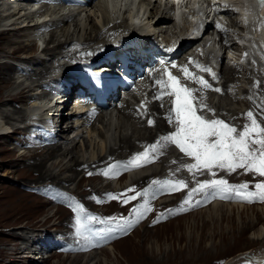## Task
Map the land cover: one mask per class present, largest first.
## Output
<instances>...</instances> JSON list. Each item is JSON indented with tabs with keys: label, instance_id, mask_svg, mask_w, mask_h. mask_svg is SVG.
I'll list each match as a JSON object with an SVG mask.
<instances>
[{
	"label": "rangeland",
	"instance_id": "1",
	"mask_svg": "<svg viewBox=\"0 0 264 264\" xmlns=\"http://www.w3.org/2000/svg\"><path fill=\"white\" fill-rule=\"evenodd\" d=\"M12 1L15 2L14 0ZM115 1L119 2L118 7H122V8L128 7L127 4L120 5L121 0L120 1L115 0ZM123 1L128 2L129 0H123ZM153 1L154 0H152V2H149L147 4V1L144 0L145 4L150 7H152ZM5 3L8 5L11 3V0H0V14H2L5 8L9 6V5L7 6ZM16 3L20 5L19 2H16ZM26 3L27 1H24L22 2L21 5L24 7H28ZM21 5L20 7H22ZM64 5H65L64 0H45V1L42 0V3L40 4L39 7H40V11L43 10L47 6L50 10L53 9L57 11ZM39 7H38V3H36V6L33 8L34 10H37V8ZM138 7L140 8L139 15L142 14L141 10L143 9H141V4H139L138 6H136L135 4L133 5L132 14H135L137 12ZM66 9L62 10L63 12L60 11V13L63 14L62 16H64V18L65 16L70 15L67 17V19L70 20L69 22H67V24L69 23L70 25L68 26L69 33H72L73 29L75 28V23L80 22V18L82 16H77V11L79 10L77 9L76 5L73 6V4H70L68 8L66 7ZM28 11H31V12L26 14ZM32 12L33 10H31L30 8H28L25 12L21 11L20 13L21 16L18 17L17 18L18 20L16 21L19 23L23 21L26 24L32 18L34 19L38 17V15H40L39 12H36V11L35 13H32ZM23 13H25V15L22 16ZM54 19H55V16L53 15L51 17V20H54ZM0 20H3V19L0 18ZM10 21H11L10 23L16 22L15 19H12ZM1 23L9 24V21L7 22L2 21ZM50 24L46 26V29H43L42 27L36 28V29L29 28L28 30H26L27 32L25 31L23 33H16L15 35H13L12 38L15 37L14 39L16 40L18 39L20 41L19 42L20 44H22L23 46L25 45L24 49L16 51L15 53H12L15 46L6 45V41H5L6 34L0 33V70H2V66H1L2 63L13 66L14 68V69H11V71L9 72V75L13 76L12 79L11 77H9L10 81H7L9 79L7 75L0 74V78H4V80L7 81V82L2 83V86H0L1 87V90H0L1 91L0 92V108L1 109L0 110L2 111L4 110V112L6 111L8 112V114L11 113V116L13 118L21 117L22 115L21 112H24L25 110H27L28 107L31 105V103L34 102V101H28L29 99L32 98L30 96L36 93H40L41 94L40 97H41V96L49 95L53 93L54 91L59 92L60 89L56 90V88L58 87L60 88L61 87L60 85L64 84L65 80L61 79L60 83L56 81L52 82L51 88L50 87L45 88L40 85L33 86L32 88H30L31 90L28 91L25 94V97L22 98L21 100H12V99L9 100L8 97H5L6 93H14L15 91L17 92L19 89H21L22 86L30 84V81L34 79L33 77L34 75L33 76L29 75L30 72L32 73L33 71H37L41 69L43 71V68L44 69L47 68L43 72H44V75L46 76V78L44 79H47V77L49 76L47 79L48 81L51 78L50 76L59 77L60 75H62V71L64 70H65V73L69 72L71 68L74 66V62L71 60L76 55H80L83 52L85 53L89 51V49H85L86 47L81 48V46L85 45V44H81V46L78 45L79 47L77 46V47L72 48L74 53L72 52L71 49L68 50L71 55L65 54L66 52L64 51L62 52H64L65 56L62 54H59V55L55 54V56L54 55L52 56V54L49 55V53L43 54L44 53L43 49L44 50L54 49L55 45L58 42L57 40L59 36L51 37L50 39V35H51V29L59 30L60 22L58 21L57 25L55 23H52L51 25ZM9 26L14 27L13 24ZM100 33L105 38H107L106 36L107 33L105 31L104 32L101 31ZM3 36L5 37V39ZM33 37H36L38 39L35 47L33 45L29 46L31 43V38L33 39ZM75 38L76 37H73L74 40H76ZM59 40L63 41L64 37L60 36ZM90 44H93V43H90ZM80 49H81V52H80ZM78 51L80 52L79 54H77ZM233 52H235L234 49L229 51L230 54H232ZM35 55H38V56L44 55L43 61H45L44 63L45 66H43L42 63L37 62L36 60H31L29 61V63L28 62L18 63V60L20 58H23V56L27 58V57H30V56L32 57ZM67 56H70V59L71 58L72 59L70 60ZM53 57L55 59H53ZM254 58L256 59V57ZM227 59L228 58L224 57L223 62L224 63L228 62L227 64L233 65L229 63V61L232 59H228V60ZM193 64L195 65V67H197L196 70L199 71L198 72L199 76L202 77V79L206 80L211 85V88L199 89L202 95L197 90V94L201 96L202 100L194 96L195 97L194 107H197L198 115H202L206 119L223 120L224 118V121H226L225 123L229 124L230 126L235 127L237 129V132H241L244 130V127L240 126L241 125L240 121H242L244 117L248 118L246 114L249 111H251L257 123L261 127H264L262 124V121L264 120L263 119L262 121L259 120L261 116L260 114H264L263 113L264 112L263 111L264 109V103H263L264 102V69H262L263 72L260 69H253L254 72L252 71V69L245 71L246 67H244L245 68L244 69L241 66L240 70H243V69L244 70L242 72L240 70L237 72V75H238L237 82L239 84L237 83L238 85H236V83L233 81L226 82L225 79L221 77L222 75H220V72L218 69L214 70L215 72L213 73V69L210 65L207 68L209 69L208 72H210V74L212 75H209L208 73H206V71H204L205 64H206L205 62L199 63L200 70L198 69V66H196L197 63L195 61L193 62ZM27 67L31 68L32 70L30 69V71H27L26 70ZM54 67L57 68L58 72H56L57 71L56 69L54 72V69H53ZM155 68L157 69V75H154V73L151 75L149 74L151 78L152 76L153 77L156 76L159 80H164L165 78H167L166 71L163 65L157 64ZM166 70L168 71V68ZM65 73L63 72V74ZM177 73L178 74H172V75L178 78V82H180L181 80L180 82L181 84L183 82L185 84L184 86L188 85L186 87L193 89L194 91L196 90L195 89L196 86H194V84L190 82V78H188L187 80L186 74L182 72V70L177 71ZM164 74L165 76H163ZM28 77L32 80H30ZM40 81L43 82V80H40ZM21 82L23 84L19 85ZM136 87L137 86L136 85L134 86L133 84L132 92H134V94H131L130 96H128V99H126L124 95L121 93V96L114 99V102L116 103H118L119 101L128 102L130 105L135 107L134 114L137 116L140 115L141 118L144 117L145 120L150 119V118H147V116L149 115L148 113H150V111L153 110L152 113L153 114L156 113V109L154 108L150 109L148 107V105L150 106L149 104L150 100L158 101L162 105L163 108L165 106L166 111L168 110L171 111L174 108L173 105L171 104H174L175 97L171 95V92H172L171 88L166 89L162 93V91H160L161 87H159L160 90L157 89L152 94L151 93L149 94L148 91L150 90V86L149 88L147 87L148 89V90L146 89L147 91L145 90L142 91L143 90L142 88H140L142 89L140 90ZM216 88L221 89V91L216 92L215 91ZM61 89L63 88L61 87ZM193 94L195 95L196 93H193ZM207 94H210V95H207ZM161 95L163 96L162 99L164 100L162 99L156 100V97L161 96ZM245 99L248 101V104L246 103L244 104L243 102H241V100H245ZM168 101L170 103H168ZM209 104L211 106H209ZM260 104H261V107L259 106ZM222 106H223V109L221 108ZM13 108L19 110L20 113L12 112ZM259 108H263V109H259ZM51 111L54 112V109ZM57 111H58V108L55 109L54 113H56ZM235 111L237 113H235ZM109 113L110 112L108 113L106 112L107 115ZM112 113H113L112 116H113L114 124L112 123V126L110 127V129H108L109 132L107 131L105 135L107 136L108 142L111 145L120 148L121 147L120 142L118 140H114L115 139L114 137L117 134L115 132L118 130V128H116L117 127L116 123H118L117 122L118 119L116 118L117 117L116 109H113ZM256 113L259 115L256 116ZM91 114L92 115H90L89 120H91L92 123L93 122L95 123L97 120L96 114L95 115H93V113ZM0 115L3 116V113ZM173 116H175V114H173ZM229 119H231L232 121ZM11 121L12 123L14 122V124L9 125V126H13V125L14 127L16 126L15 128H18L17 132H13L12 134L7 133L6 137H3V138L0 137V264H71V261L73 259H75V262H76L75 264H116V262L118 261L120 263L122 262V264H225V263H229L228 261H231L232 264H246L247 262L249 264L250 263L253 264L252 262H250V260H248L250 258L251 259L253 258L251 257V255H249V251L253 252L255 250H264V246H262V244L264 245V238H263L264 237V201L258 198L253 197L249 201V200L241 198L240 196H237L236 194H234L235 192L228 193L226 194V198H222L220 195L213 196L211 194V190H209V192H206V193L196 194L195 195L196 197L195 196L193 197L194 200H192L193 198H191L190 205H184L185 210H181V206L183 205V202L188 196V192L192 188L197 187L199 182H203L205 179L208 180L209 177L210 179H213V178L224 179L228 182L229 185H232V186H239V185L246 184L248 187L244 191L253 192V193H256L259 191L255 187L256 184L263 183V182L259 180L257 176L254 174L248 175L247 177L243 173L247 172L248 170L246 169L242 170V168H237L231 172L223 170V169H219V168H213V171L215 170L217 171L219 169V171L217 172L215 171L216 172L215 177L209 174V172L207 173V171L205 172L206 174L204 173V171L198 172L196 170L189 172L187 165H190L191 163L193 164V162L195 163V160L192 157L187 156L185 153L183 152L181 153L180 149L176 145L172 144L170 141L163 140V138L162 139L159 138L155 141L156 144H158L157 146L160 147L158 157H159V161L161 162L152 161L151 163L149 162V164H143V162L141 161L142 166L135 167V168L134 167L125 168L123 172L120 173L122 174L121 177H120V174L117 175L116 173L111 174L110 176H100L102 173L95 172L96 176L99 178L95 176L91 179V177L94 176V173H93L91 176L87 177L89 179L85 178V180H83V185H86V184L96 185L97 184L96 185L97 187L98 185H102L104 180L105 181L108 180L107 182H111V186L117 189V191L122 189L121 192H124L127 189H129L127 187L131 186L132 184L131 179H135L133 177L140 176V174H142V170L150 171V168H153L154 166H156V164L160 165L162 163L159 167L161 171L157 175L155 174L154 177L151 179V181L149 182L150 186H152L153 185L152 182L156 180L158 181L160 180L161 182L165 180L166 181L170 180L173 182H175L176 180L177 181L184 180L185 183L187 184V188H184L183 185H181L180 189L170 192V190L167 187H165L163 184L161 185L158 184V186L157 184H155L156 187L162 188V189L156 190L155 186L153 188H150V191H151L150 193L152 196L148 193L147 196H144V202L145 201L148 202V207L151 210L148 212H145L144 215L139 217L138 219L133 218V217L131 218V212H132L131 210L133 208L130 202L127 204V206L126 204H123L120 202L123 196H119L118 197L119 199L118 198L110 199L109 195H107V198L109 199V201L99 202V200L91 198V195H89L88 197H86L87 195H84V198L81 197L82 199H80L79 201L83 200L82 204L85 203L83 205L86 206L87 211H92V210L97 211L98 213L103 214L105 218L125 217V218H128L129 220H132L133 223L131 227H127L123 231L116 230L117 232L115 231L114 234H112V236L109 237L108 239H102L99 236L94 235L95 233L94 234L91 233L92 228L95 227L96 225L95 223L96 221H91V222L84 221L85 227L82 228L83 230L80 229L78 232V230H76L77 224H76V217H75L77 216V213L76 211H74V209L76 208V205L74 206V201L70 197L65 196L62 193L58 194L51 190L49 191L48 189L46 190L31 189V188L26 189V186H25V185H28V183L30 182H34V179H36L37 177V173L33 169L32 170L25 169L24 164L26 165L28 161L30 160V158L26 157L22 160L19 158V155L28 154L29 152L32 151V149H35L36 147L40 148L41 146L42 147L47 146V144L49 143L48 138L50 137L47 136L46 132L42 133L39 131H35L34 128H31L30 130H28L27 133L29 134V136L25 137L23 133H25L26 130H24L23 125L30 124V123H24L25 121L20 123L19 122L20 120L16 121L15 119H12ZM96 123H99V122H96ZM250 123H251V120H250ZM146 124H148V122ZM240 127H242L243 129ZM80 134L78 136H80ZM32 135H35V136L33 137ZM75 135H76L75 131L70 133L68 136L69 138L68 140H71L72 138H74ZM256 137H257L256 133L253 132L252 138L255 139ZM58 138L59 137H52V140L54 142H57V140H59L58 143L60 141L63 142V139H58ZM80 138L81 137H77L76 140H81ZM161 142L164 143L165 145L162 144ZM15 143L17 144L16 146H15ZM160 143H161V146H160ZM62 146L64 145L62 144ZM167 146H169V148ZM251 147L256 148L255 145H252ZM140 148L142 149L143 147L139 145L138 151H140L139 150ZM171 148L173 149V151L175 150L176 151L175 152L171 151ZM87 150L88 152H86ZM89 152H90L89 149H86L83 151V157L85 160L87 159ZM176 155L180 157V159ZM175 156L177 158H175ZM46 165L47 166L50 165V160H48V163ZM181 166L182 167L184 166V167L181 168ZM51 168L54 172L57 171V167L53 169V166H51ZM138 172H141V173L137 175ZM68 173L70 174V172H65L62 175H67ZM85 173L86 172H82L78 174V178L82 177ZM78 178H76L77 180L75 179L72 182L68 183V188L69 190L72 189V190H75L76 192L78 191L82 192L81 194H83L85 190L82 191L83 188L81 187V185L77 184ZM195 182H198V183L196 184ZM144 186L145 185L142 184L143 189H144ZM60 191L62 192V190ZM126 193H129V192H125V194ZM153 193L155 195H153ZM185 193L187 196L185 195ZM183 194L186 197H184ZM203 194H205L204 198H206V199L203 198L204 200L200 199L201 197H199L201 195L203 196ZM126 195L131 196L130 194H126ZM197 200L199 201V203L195 204ZM201 202L202 204L199 205ZM75 203H78L77 200H75ZM220 205H225L223 208H221L222 210H224V212H221V209L219 210ZM230 205H234L235 207H232ZM241 205L244 207L253 206V208L247 207L246 209V208H242ZM237 207H241V208H237ZM200 211H202V213H200ZM82 213L83 212H81L80 214ZM221 213H226V216H225L226 218L225 217L221 218ZM161 214H163V216H161ZM229 214L231 215V217L229 216ZM71 217H73V219ZM81 218L83 217L81 216ZM158 218H159V221L157 223H153V221H156ZM251 221L253 222V224L252 223H248V225L246 224L247 222H251ZM68 222L71 223V225L73 226L75 230L70 229L71 227L68 226L69 225ZM44 228L51 229L50 231L53 232L55 238L53 239L51 235L50 236L45 235V232L41 231V229H44ZM117 228L118 227H114L113 229H117ZM31 231L34 234L32 238L36 236L35 237V239H37L36 242L30 239L32 241V245H31L30 241L27 242L28 244L21 241L20 247H22L23 250L25 248L27 251L25 250L22 253L19 252L18 254H11L13 247L17 246V245L15 246V244L16 243L19 244L18 241H20V239L16 237L15 234H19L22 232H23L22 234H24V232L30 233ZM73 231L74 233H72ZM88 232L90 233V237L87 236ZM222 233L224 234V237H222L223 236ZM240 235H242L243 237H239ZM81 236L86 237V238L82 239ZM23 237H25V235H23ZM253 237L255 240L251 241V239L249 238H253ZM65 238L67 239L72 238L75 245L74 246H70L66 244L59 245V241ZM89 238H91L90 241L88 240ZM257 238H263V240H259L257 242L256 241ZM40 243L44 248V251L41 252L43 254H40L43 256V258L37 255H33V252L38 251V250H33V249H36L35 246ZM111 245L114 246L115 252H117L118 249L121 250L123 252L122 254H124V257H126L127 260L124 257H122L123 259L118 256L114 257L112 253L110 255L109 253L110 250H105L106 252L102 251L103 249L110 248ZM130 245L131 246L134 245V247H138L139 245L143 246V249H142L143 251H141V253L144 252L143 254L145 256L143 255L144 258L141 260V262L140 261L133 262V260H131L132 258L134 259L133 255H135L134 254L135 251ZM26 246L28 247V249ZM59 246L64 247L65 249L69 250L73 254L64 253V249L58 248ZM209 249H210V252H209ZM204 250L207 253L206 257L204 255ZM88 253L89 255L91 254L95 255V258L84 262V260L82 261L79 260L81 259V257H74V258L72 257L75 255H87ZM26 255L28 257L24 258V256ZM13 256L14 257L16 256L17 258H19V260H13L12 259ZM35 258L36 260H34Z\"/></svg>",
	"mask_w": 264,
	"mask_h": 264
},
{
	"label": "bare ground",
	"instance_id": "2",
	"mask_svg": "<svg viewBox=\"0 0 264 264\" xmlns=\"http://www.w3.org/2000/svg\"><path fill=\"white\" fill-rule=\"evenodd\" d=\"M14 1L15 2H13L11 0V3H13V4L10 3V4H8L9 6L5 3L8 7L5 8V10L3 11L2 14H0V18L3 19V20H0V26H1L0 27V29H1L0 33L6 34L5 35L6 36V39L3 36L4 39H5V41H6V45H8V46H10V45L13 46L14 45L15 46L14 49H13V51H12V53H15L16 51H19V50L24 49V46H25V45L23 46L22 44H20L19 43L20 41L18 39L17 40L14 39L15 37L12 38L13 35H15L16 33H23L26 30H28L29 28L30 29H36V28H40V27H43V26H47L50 23L51 24L52 23H55L57 25L58 24V21L60 22V28H59V30H52L51 29L50 39H51V37H55V36H59V37L60 36H63L64 37V40L63 41L62 40L60 41L59 40V37H58V40H57L58 42L55 45L54 49H45V50L43 49V52H44L43 54H48L49 53V55L52 54V56L53 55L55 56V54L56 55L57 54L58 55L59 54L64 55V52H66L65 54H68L69 55L70 52L68 50H70V49L72 50L73 47H77L78 45H81V44H90V43H93L92 44L93 46H98V45L104 43L105 40H106L105 37L103 35H101V33H100L101 28H103L105 26H108L109 27L108 29H114V30L121 29L122 30V29H125L126 27H128V24H127L125 18H123V17H122L123 18L122 20H120L118 23H115V21H117V19L120 18L119 15L122 13V10L120 9V7H118L119 6V2H116L115 0H112V1L111 0H94L90 4H86V6L77 5V9L79 10V11H77V16H82V17L80 18V22H76L75 23V28L73 29V32L72 33H69V30H68L69 27L68 26H70V25H69V23L67 24V22L70 21V20L67 19V17L70 16V15L65 16V18H64V16H62L63 14H61L60 11L65 10L66 7L68 8L70 4H73V6L76 5V4H74V3L66 4V5H64V6H62L60 8L61 10L59 9L57 11L56 10H53V9L50 10L48 8V6H47V7H45L42 10V11H44V14H42V13H40V15L37 14L38 17H36L34 19L32 18L28 23L25 24V22H23V21H21L20 23L16 21V20H18L17 18L21 16L20 15L21 11H24L25 12L28 8H30L31 10H33L32 13H35V11L37 12V10H34L33 7L36 6V3L39 4V0H14ZM24 1H27L26 5L28 7H24V6L21 5L22 2H24ZM121 1H123V0H121ZM146 1H147V4L149 2H152V0H146ZM226 1H228L230 3L234 2L233 5H241V6H244L245 8L242 9L244 20L246 22H248L251 26L257 25L256 30H254L253 33H252V36L253 37L252 38H249L248 39V42H250V43L254 42V38H259L260 41H261L262 40V37L264 36V4L258 3V5H257L255 3L254 4V11L251 12L250 1L249 0H240L239 3L236 2L238 0H226ZM6 2H8V1H6ZM16 2H19L22 7H20V5L18 3H16ZM123 2H126V1H123ZM189 4H188V7H189ZM109 7L111 8V10L109 9ZM188 7L185 5L184 6V10L188 9ZM50 8H51V6H50ZM182 8H183L182 6L179 7V9H182ZM141 9H143V10H141L142 11V14L141 15H139V14L135 15V18H133V19L137 23L140 24V26L144 30V32L145 33L148 32V33H150L152 35H155L156 37L161 36V37H163L165 39L168 38V42L170 41L168 43V46L169 47L170 46L174 47L175 44H173V38L177 34L173 36L172 40H170V37L172 36V33H176L177 31H180L181 30L180 29L181 27H180V24L179 25H176L175 22H174V20L172 19V15H171V12H170L171 9H172L171 3L168 0H165V1H163V0H154L152 7H150V6H148V5L145 4L144 0H141ZM29 12H31V11H28L26 14H28ZM178 12H179V10H178ZM23 15H25V13H23L22 16ZM53 15L55 16V19L54 20H51V17ZM196 18H198V17H196ZM228 18L229 19L224 18V21L229 20V21H231V23H233L234 17L233 18L228 17ZM12 19H15L16 22L10 23L11 22L10 20H12ZM2 21H6V22L9 21V24H7V23H1ZM184 22H185V20H184ZM112 23H114V24L112 25ZM12 24L14 25V27H10L9 26V25H12ZM129 26L132 27L133 24H131ZM73 37H76L75 38L76 40H74ZM247 37H249V36L247 35ZM77 38H78V40H77ZM37 41H38V39L36 37H33V39L31 38V43H30L29 46L33 45L35 47L36 44H37ZM201 42L195 41L194 44L197 43L196 46H198L199 44L201 46H203V44ZM260 45H259V47L260 48H263L262 47V42H260ZM208 46L211 47L213 50L216 49L215 48V45L212 44L211 42L208 43ZM195 49H196V47H195ZM195 49L193 48V46H191L190 48H187L186 50L180 51L177 55H175L174 56V59L169 64L167 63L168 64V66H167L168 71L167 72H171L172 74H178L177 71H181L184 66H187L189 72L192 74V77L195 78V79L190 78V82H192L194 84V86L197 87V88L195 87L196 90L194 91V93H196V94L194 96H196V98L198 97L199 99L202 100L201 96H199L197 94V90L200 93L199 89L204 88L198 82L199 79H201L202 77L199 76V74H198L199 71L196 70L197 67H195V65L193 64L194 61L197 63V60H200L201 58L200 57L199 58L197 57L198 54L195 51ZM221 50H222V47L220 48L219 52ZM62 51H64V52H62ZM67 52H69V53H67ZM72 52H73V50H72ZM80 52H81V49H80ZM80 52L78 51L77 54H79ZM224 52L225 51H223V53H222L221 59H223L224 57L227 58V55H225ZM83 54H84V52H83ZM83 54L76 55L78 57H83L82 60L79 63L80 66H79V64H74V66L71 68V70L69 72L65 73V70H64V73L65 74H63V71H62V75H60L59 77L58 76H55V77L50 76L51 78L49 79V81L47 80L49 76L47 77V79H44V78H46V76L44 75V72L43 71L45 69H47V68H45V69L43 68V71H42V69L41 70H37L36 69L37 71H33L32 73L30 72V74H29L30 76H33L34 75L33 76L34 77L33 80L29 78L30 76L28 77L30 80H32V81H30V84L22 86L21 89H19L17 92L15 91L14 93H6V94L4 93L5 94V97H8L9 100L10 99H12V100H21L22 98L25 97V94L28 91H30L31 90L30 88H32L33 86L40 85V86H43L45 88H47V87L48 88L49 87L51 88L52 82H55L56 81V82L60 83L61 79H64L65 81H67L68 84L70 83L69 86H68V88L71 91L69 93H65L64 96L71 95L74 92V90L77 88V86H80V84L78 83V81L74 78L73 73H76V74H78V76H82L83 78H86V79H93V76H91L92 74L89 72V69L85 66L84 63H82L83 59H86V56H84ZM41 55H42V53H41ZM41 55L40 56H32V57L30 56V57H27V58L23 56V58H20V60L22 62H25V63H27V62L29 63V61H31V60H36L37 62H40V63L43 64V66H45V64H44L45 61H43L44 55L43 56H41ZM67 57L70 59V56H67ZM214 57L216 59H218V54H214ZM53 59H55V58L53 57ZM229 59H231V58H229ZM223 63L224 62L222 61V63L218 67V70L220 72V75H222L221 77H223L226 82L233 81V82L236 83V85H238L239 83L237 82L238 81V79H237L238 78L237 72L240 70V67H236V65H229V64H227L228 62L227 63H224V64ZM248 63H249V61H248ZM95 64H98V63H95ZM172 64L177 65V67L173 68L171 66ZM1 66H2V70H0V74L7 75L8 78L11 77V79H12L13 76H10L9 75V72L11 71V69H14L13 66H10V65L5 64V63H2ZM196 66H198V69L200 68L199 67V63H198V65L196 64ZM208 66L209 65H206L205 67H208ZM56 67L53 68L54 69V72H55V69L57 70ZM167 68L164 67L165 70ZM247 68L248 67H246V69L244 68L245 71H247ZM30 69L31 68H28V67L26 68L27 71H30ZM60 69H61V67H60ZM66 70H67V68H66ZM56 72H58V70ZM153 73H154V75H157V69L156 68H148L147 69V67H145L140 72L137 82H134V84L137 86L136 88H138V89L142 88L143 90L142 89H140V90L147 91L148 90L147 87L149 88V86H150V90L148 91L149 94L150 93L152 94L155 90L159 89V87H161V89H162L163 85L156 83L157 81H159V79L156 76L155 77L152 76V78L150 77V75L153 74ZM48 74H50V73H48ZM163 76H165V74ZM257 76H259V75H257ZM247 77H249V76H247ZM159 78H160V76H159ZM180 78H181V76H180ZM40 80H43V82L40 81ZM44 80H46V81H44ZM166 80H167V78L164 79V81H166ZM187 80H188V78H187ZM7 81H10V78ZM7 81H5L4 78H0V86H2V83L7 82ZM180 82H181V80H180ZM250 83H251V81H250ZM21 84H23V83L21 82L19 85H21ZM182 84L185 85L183 82H182ZM158 85H160V86H158ZM186 86H188V85H186ZM192 88H194V87H192ZM0 90H1V87H0ZM156 92H158V91H156ZM143 94H145V93H143ZM200 94L202 95V93H200ZM207 95H210V94H207ZM63 97L60 96L58 98L59 100L58 101H55V103L53 105H51V102L53 100L52 101L50 100L49 103L48 102L45 103L43 106L39 107L36 110V114L37 115H40V114H44V113L48 112V114L51 116L55 112V109L56 108L59 109L60 107L63 106V102L61 101V98H63ZM148 97H150V96H148ZM141 98H143V97H141ZM83 99L86 102H88V97L87 96L85 98H83ZM38 100L32 102L33 104L32 103L31 104L34 105V106L35 105H38L40 103V102H38ZM156 100H158V99H156ZM162 100H164V99H162ZM143 101H144V99H143ZM241 102H243L244 104L245 103L248 104V101L246 99L245 100H241ZM168 103H170V102L168 101ZM110 104H112L113 108L116 109V111H117V117L116 118L118 119V121H117L118 123H116V126H117L116 128H118V130L116 129L117 131L115 133H117V134L114 137L115 138L114 140H118L120 142V144H121L120 145L121 146L120 148L111 145L108 142L107 136L105 135V133H107L108 129H110V127L112 126V123H113V116L112 115H113V113L110 112L107 115L106 112H101L100 110L95 111L96 113L95 112L94 113L96 114V117H97L96 122H99V123H96V122L95 123L94 122L92 123V121L89 120L90 115H92V114H90L91 112L88 113L86 111L82 116L76 117L73 114H71V112H75L76 111V108H78V107H82V109H86L87 108L86 105H84L82 103L80 97H77L76 98L75 105H73L70 108L71 110H69V108L67 106L62 111V115H61V117L59 119V123H61V128L58 131V133H56V135L53 134L50 138H48L49 139V143L47 144V146H44V147L41 146L40 148H37L36 147L35 149H32V151L29 152L28 154L19 155V158L22 159V160L24 158H26V157L30 158L29 161L27 160L28 163L26 165L24 164V167L27 170H32L33 169L37 173V177H36V179H34V182H30V183H28V185H25L26 186V189H30V188L31 189H39V190H46V189H48L49 191L51 190V191H53L55 193H58V194L59 193H62L65 196L70 197L74 201V206L76 205V207L77 206H80L81 208H83V211H82L83 213L80 214L83 217V218H81L83 221H85V222L87 221L86 220V217L87 216H96V217L99 218L98 220H96V222H95L96 225H95V227H93L94 229L92 228L91 233H93V234L95 233L94 235H97V236H99L102 239H108L109 237L112 236V234H114V232L116 230L117 231H123L124 229H122V228L113 229L114 227H116L115 225H109L108 223H100V220H106L107 218H105L103 216V214H100L97 211H93V210L92 211H87L86 210V206L83 205L85 203L82 204L83 200L82 201H79V200L82 199V198H84V195H87L86 197H88L89 195H91V198L97 199V200H99V202L100 201L107 202V201H109V199L107 198V195L109 193H111L113 195H116V194H125L126 191L121 192L122 189H120V190L117 191V189H115L114 187L111 186V182H107L108 180L107 181L104 180L103 184L102 185H98L97 187H96L97 184L96 185H94V184H86V185H83V180H85V178H87L88 176H91L94 173V176L91 177V179H92L93 177L96 176V173L95 172L102 173L100 176H110L111 174H114V173H116L117 175H119L120 173L123 172V170L125 169V164L129 160H131L137 153H141V152H144L146 150L149 152V161L147 163H145V162L142 161L143 164H149V162L151 163L152 161L161 162V161H159V157H158V155H159V148L160 147L157 146L156 150L155 151H152V150L149 149V146L152 145V144H156L155 141L157 139H159V138L162 139L163 137H165L166 135H168V132L170 133V132H174L175 131L174 123H169V119H171L172 121L175 120V116H173L174 113L172 112V110L171 111L170 110L166 111L165 110L166 109L165 106L163 108L162 105L158 101H154V100L152 101V100H150V103H149L150 106L148 105V107L150 109H153V108L156 109V113L155 114L152 113L153 110L150 111L146 107L150 111V113H148L149 114L148 115L149 117L147 116V118H150L151 120L154 121V124L153 125L146 124L148 122V120H145L144 117L141 118L140 115L139 116L135 115L134 114L135 113L134 112L135 107H133L132 105H130L128 102L119 101L118 103H116V102L113 101ZM171 105H173V104H171ZM209 106H211V105L209 104ZM259 106L261 107V104ZM173 107H174V105H173ZM217 107H218V105H217ZM221 108L223 109V106ZM53 109H54V112L51 111ZM170 109H172V108H170ZM219 109H220V107H219ZM259 109H263V108H259ZM59 111L60 110H58L57 113ZM263 111H264V109H263ZM1 112L3 113V116L0 115V132H6L8 129H9L8 131L11 130V127H9L8 125L14 124V122L12 123V121H11L12 119H15L16 121H19L20 120L19 122L21 123V122H23L24 119H26V115H27V113L24 111V112H21L22 113L21 117H19V118H13L11 116V113L8 114V112H6V111L4 112V110L3 111L0 110V114H2ZM12 112H16V113L19 112L20 113V111L17 110V109H15V108L12 109ZM94 113H93V115H95ZM235 113H237V112L235 111ZM257 113H259V112H257ZM257 113H256V116L259 115ZM12 115H13V113H12ZM260 115L261 116H260V119L259 120H261V121H262V119L264 120V114H260ZM52 117H51V119H52ZM223 120H224V118H223ZM229 120H231V119H229ZM240 122H241V125L240 126H243V127L249 126V127H251L250 120L248 118H246V117H244L243 120L240 121ZM97 124H99V125H97ZM262 124L264 126V121H262ZM25 125L26 126L23 127L24 130H26L25 133H23L25 137H28L29 136V134L27 133V131L30 130L31 128H34L35 131H39V132H42V133H45L46 132V131H44V130H42L39 127L34 126V125H30V124H25ZM49 125L51 126L52 124H49ZM240 128H242V127H240ZM17 130H18V128H14V130H12V131L13 132H17ZM73 131L76 132L75 137L72 138L71 140H68L69 139L68 138L69 134L72 133ZM254 133H256V132H254ZM79 134H80V136H78ZM6 136H7V134L0 133V137L3 138V137H6ZM54 136L55 137H59L58 139H63V142L60 141L58 143L59 140H57V139H56L57 142H54L52 140V137H54ZM256 136H257V134H256ZM77 137H81L80 138L81 140H76ZM256 138H258V137H256ZM161 143H160V146H161ZM62 144L64 146H62ZM162 144H164V143H162ZM139 145H141L143 147L142 149L141 148L139 149L140 151H138V146ZM156 145H158V144H156ZM167 147L169 148V146H167ZM255 147L256 148H259V145H255ZM85 148L90 150L89 155L87 154L88 157H87L86 160L83 157V151L86 150ZM119 149H120V151H119ZM171 151H173L172 148H171ZM175 151H173V152H175ZM86 152H88V150ZM172 154H174V153H172ZM176 156H175V158L178 157V156L177 157ZM85 157H86V155H85ZM178 158L180 159V157H178ZM48 160H50V165L49 166L46 165L48 163ZM113 165L115 166L114 168L112 167ZM160 165L159 164H156V166H154L153 168H150V171L149 170H147V171L142 170V174H140V176L133 177L135 179H131L132 180V184H131L130 187H127V188L134 189V190L133 191H128L129 193H126V194L135 195L136 192H143L145 189H147L148 190V193L151 195L150 188H153L155 186V184L152 183L153 185L150 186L149 182L151 181V179L154 177L155 174L157 175L161 171V169L159 168ZM51 166H53V169L57 167V171L54 172L52 170ZM183 167L181 166V168H183ZM243 169L244 168H242V170ZM105 171H108V175H105L104 174ZM217 171H219V169ZM65 172H70V174L68 173L67 175H62ZM82 172H86V173L82 177H79L78 178V174H80ZM205 172L206 171H204V173ZM89 173H91V175H89ZM138 173H141V172H138ZM219 174H220V172H219ZM243 174H245L247 177H248V175H251V174L253 175L254 174V175L257 176V178L259 180H261L264 183V181H263L264 180L263 179L264 176L259 175V173L255 172V171H247V172H245ZM121 176H122V174H120V177ZM220 176H222V175H220ZM123 177H125V176H123ZM206 177H207V175H206ZM76 178H78L77 184L78 185L80 184L81 187L83 188L82 191L85 190V192H83V194H81L82 192H79L78 191L79 192L78 193L75 190H72V189L69 190V188H68V183L72 182ZM97 178H99V177H97ZM171 178H173V177H171ZM87 179H89V178H87ZM207 179H208V177H207ZM209 179H210V177H209ZM258 179H257V181H258ZM167 181H170V180H167ZM195 183L197 184L198 182H195ZM142 184L145 185L144 186V189L142 188ZM157 186H158V184H157ZM61 187L64 188V189H62ZM59 189L62 190V192ZM129 189H127V190H129ZM155 189L157 190V189H162V188L156 187ZM178 194H179V192H178ZM153 195H155V194L153 193ZM185 195H186V193H185ZM204 195L205 194H203V196L202 195L199 196V197H201L200 199H203L205 197ZM183 196H184V194H183ZM186 196H184V197H186ZM204 199H206V198H204ZM75 200H77L78 203H75ZM192 200H194V198ZM130 203L132 205V208L138 207L141 203H144V196L137 197L136 200H132V201H130ZM195 204H198V203H195ZM201 204H202V202L199 205H201ZM215 205H213V206H215ZM126 206H127V204H126ZM224 206L225 205H220L219 206L220 207L219 210L221 208H223ZM230 206L235 207L234 205H230ZM241 207L242 208H246V209H247V207L253 208V206H246V207H244L242 205H241ZM241 207H237V208H241ZM125 211H126V209H125ZM221 212H224V210L221 209ZM200 213H202V211H200ZM225 216H226V213H221V218L222 217H225ZM229 216L231 217L230 214H229ZM132 217L133 218H136V216L131 212V218ZM71 218L73 219V217H71ZM71 218H70V220H71ZM248 221H250V220H248ZM248 223H252L253 224L252 221L251 222H247L246 224L248 225ZM68 226L71 227L70 229L75 230L73 228V226L71 225V223H69ZM249 226H251V225H249ZM118 229H120V230H118ZM67 231H69V230H67ZM64 232H66V231H64ZM89 232H90V230H89ZM89 232L87 233V236L88 237H90V233ZM22 233L15 234L16 237H18L20 239V241H18L19 244L18 243L15 244V246L16 245L17 246L16 247H13L11 254H18L19 252L22 253L23 251L26 250L25 248L23 250V248L20 247L21 241H23L25 243H27L28 241H30V244L31 245H32V241L30 239H32L33 241L36 242V240H37V239H35L36 236L34 238H32L34 236V234L32 233V231L30 233L29 232H24V234H22ZM62 233H63V231H62ZM72 233H74V231ZM241 234H243V233H241ZM23 235H25V237H23ZM67 235H69V234H67ZM222 237H224V234H223ZM239 237H243V236L240 235ZM84 238H86V237H82V239H84ZM263 238H257L256 241L258 242L259 240H263ZM249 239H251V241L255 240L254 237L253 238H249ZM88 240L90 241L91 238H89ZM59 243L60 244H63L64 243V244L70 245V246H74L75 245V243L72 240V238L71 239L65 238V239L59 241ZM85 243H86V241H85ZM34 245H36V244H34ZM37 245L35 246L36 249H33V250H38V251H35V252H33L32 250L31 251L33 252V255L39 256L40 254H43L41 252L44 251V248L41 245V243L40 244H37ZM76 246H77V244H76ZM262 246H264V245L262 244ZM131 247L135 251V253H134L135 255H133L134 259L132 258L131 260H133V262H138V261L141 262V260L145 256L143 254L144 252L141 253V251H143L142 250L143 249V246L142 245L141 246L139 245L138 247H134V245H133ZM27 249H28V247H27ZM105 250H110L111 251V252L109 251L110 255L112 253V255L114 257H117V256L120 257V258L124 257V254H122L123 252L121 250H119V249L117 250V252H115L114 251V246H112V245H111L110 248L103 249L102 251L106 252ZM205 250H204V255L206 257V254H207L206 251L207 250L206 251ZM209 252H210V249H209ZM26 257H28V256L27 255L24 256V258H26ZM33 257H35V256H33ZM40 257L43 258L42 255ZM72 257L73 258L74 257H81V259H79V260H81V261L84 260V262H86V261H89V260L94 259L95 258V255H92V254L89 255V253H88L87 255H75V256H72ZM251 257L254 258V259L252 258L253 264H264V253H261L259 255L254 253V254H251ZM66 258H68V257H66ZM124 258H126V257H124ZM12 259L13 260H19V258H17L16 256L15 257L13 256ZM38 259H37V261H38ZM34 260H36V258ZM126 260H127V258H126ZM240 261H242V260H240ZM228 262L229 263H225V264H232L231 261H228ZM75 263H76L75 262V259H73L71 261V264H75ZM116 264H122V262L120 263L118 261V262H116Z\"/></svg>",
	"mask_w": 264,
	"mask_h": 264
},
{
	"label": "snow or ice",
	"instance_id": "3",
	"mask_svg": "<svg viewBox=\"0 0 264 264\" xmlns=\"http://www.w3.org/2000/svg\"><path fill=\"white\" fill-rule=\"evenodd\" d=\"M260 3L264 4V0H260ZM219 28V25H217ZM161 63H164L161 61ZM173 68L177 65L172 64ZM167 81L159 80L156 83L162 84V93L168 88H171V95L175 97L174 108L172 112L175 114V120L169 119V123H174L175 131L170 132L168 135L163 137L164 140L170 141L176 145L181 152L187 156L192 157L195 163L187 165L188 171H207L213 177L216 176V172L213 168H219L226 171H234L237 168H244L248 171H255L259 175L264 176V127H261L256 119L253 117V113L249 111L246 115L251 120V127L245 126L244 130L237 132V129L229 124L225 123L221 119H206L202 115L197 114V107H194V90L190 89L183 84L178 82V78L172 75L171 72H167ZM182 71L186 74V78H192V74L189 72L188 67L184 66ZM204 71H209L208 68H204ZM214 75V74H213ZM93 79L97 84L102 82L100 74H94ZM204 88H211V85L204 79L198 81ZM216 92H220L221 89L216 88ZM163 96H158L156 99H162ZM149 125H153L154 121L149 119ZM258 130V131H257ZM256 132V139L252 138V133ZM252 145H259V148H253ZM157 148L156 144L149 146V149L155 151ZM141 161L147 163L149 161V152L146 150L141 153H137L131 160L125 164L127 167H140L142 166ZM115 167L114 165L112 166ZM105 175H108V171H105ZM91 175V173H89ZM153 184H163L167 187L170 192L180 189L183 185L187 188V184L183 180L179 181H153ZM247 185L232 186L224 179H210L199 182L198 186L192 188L188 192L181 210H185L184 205H190L191 198L198 193H206L211 190L213 196L220 195L222 198L226 197V194L235 192L237 196L243 199L251 200L255 197L264 201V183H257L256 189L259 191L256 193L246 192ZM133 191V189L126 190ZM110 199H117L119 196H123L121 203L128 204L132 200H136L137 197L147 196L148 190L145 189L143 192H136L135 195L128 196L126 194H108ZM199 203V201H196ZM194 206V205H192ZM148 202L145 201L138 207L132 209V213L138 219L143 216L145 212L150 211ZM74 211L77 212L76 224L77 230L85 227V222L81 219L80 213L83 209L77 206ZM171 211V210H169ZM163 216V214H161ZM99 218L96 216H87V221H96ZM159 218L153 223H157ZM100 223H108L115 225L118 228L126 229L131 227L133 221L125 217L120 218H107L106 220H100Z\"/></svg>",
	"mask_w": 264,
	"mask_h": 264
},
{
	"label": "water",
	"instance_id": "4",
	"mask_svg": "<svg viewBox=\"0 0 264 264\" xmlns=\"http://www.w3.org/2000/svg\"><path fill=\"white\" fill-rule=\"evenodd\" d=\"M183 44H184V40L181 41V45H183Z\"/></svg>",
	"mask_w": 264,
	"mask_h": 264
}]
</instances>
